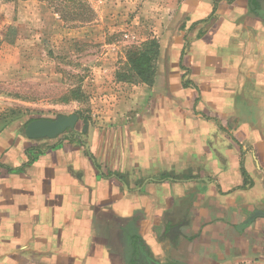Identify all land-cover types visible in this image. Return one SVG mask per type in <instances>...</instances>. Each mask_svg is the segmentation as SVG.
Returning <instances> with one entry per match:
<instances>
[{
    "label": "crops",
    "instance_id": "crops-1",
    "mask_svg": "<svg viewBox=\"0 0 264 264\" xmlns=\"http://www.w3.org/2000/svg\"><path fill=\"white\" fill-rule=\"evenodd\" d=\"M176 14L111 124L0 131V264H264V0Z\"/></svg>",
    "mask_w": 264,
    "mask_h": 264
},
{
    "label": "rangeland",
    "instance_id": "rangeland-1",
    "mask_svg": "<svg viewBox=\"0 0 264 264\" xmlns=\"http://www.w3.org/2000/svg\"><path fill=\"white\" fill-rule=\"evenodd\" d=\"M85 1L87 17L72 21L40 0H0V131L76 114L74 129L48 140L78 142L90 125L111 124L110 113L125 112L127 91L142 83L130 54L154 40L160 55L183 0Z\"/></svg>",
    "mask_w": 264,
    "mask_h": 264
},
{
    "label": "trees",
    "instance_id": "trees-1",
    "mask_svg": "<svg viewBox=\"0 0 264 264\" xmlns=\"http://www.w3.org/2000/svg\"><path fill=\"white\" fill-rule=\"evenodd\" d=\"M17 1V0H6ZM49 4V6L55 9V12L60 14L63 19L72 21H82L86 18L89 6L85 0H40ZM147 48L144 50L133 51L129 59L132 65V71L134 72V78L138 82L151 85L153 83L156 66L152 65L151 60L156 59L159 55V44L154 40L146 43ZM33 119L26 121L24 127Z\"/></svg>",
    "mask_w": 264,
    "mask_h": 264
},
{
    "label": "water",
    "instance_id": "water-1",
    "mask_svg": "<svg viewBox=\"0 0 264 264\" xmlns=\"http://www.w3.org/2000/svg\"><path fill=\"white\" fill-rule=\"evenodd\" d=\"M78 121L76 114L59 115L55 119L39 118L29 122L24 132L27 138H55L57 135L63 133L67 129H74ZM153 264H155L153 262Z\"/></svg>",
    "mask_w": 264,
    "mask_h": 264
},
{
    "label": "flooded vegetation",
    "instance_id": "flooded-vegetation-1",
    "mask_svg": "<svg viewBox=\"0 0 264 264\" xmlns=\"http://www.w3.org/2000/svg\"><path fill=\"white\" fill-rule=\"evenodd\" d=\"M138 261H139L140 264H153L152 261H150V260H148L146 258H139Z\"/></svg>",
    "mask_w": 264,
    "mask_h": 264
}]
</instances>
